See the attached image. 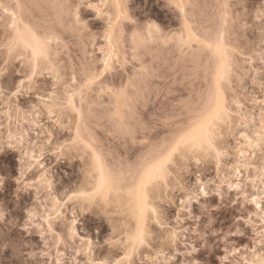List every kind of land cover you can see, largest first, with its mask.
Returning <instances> with one entry per match:
<instances>
[{
  "label": "rangeland",
  "instance_id": "rangeland-1",
  "mask_svg": "<svg viewBox=\"0 0 264 264\" xmlns=\"http://www.w3.org/2000/svg\"><path fill=\"white\" fill-rule=\"evenodd\" d=\"M54 2L0 0L4 6L0 7V264H77L81 260L77 253L87 249V241H91L94 257L111 254L115 264L120 259L115 253L123 252L117 242L127 238L134 222L124 196L89 202L87 194L95 179L89 169L91 148L86 145L104 147L114 161L126 164L135 160L146 147L143 142L154 138L157 131L162 133L156 120L163 125L181 101L199 93L204 78L202 74L194 77L192 49L185 47L182 54L179 47L185 19L196 25L201 37L205 33L215 36L218 31L228 35L236 49V71L244 78L229 99L235 95L244 104L243 113L255 108L258 115L260 105L255 102L264 100V93L255 70L260 67L256 53L262 25L258 13L264 0H119V8L114 6L115 0H70L95 4L100 11L81 8V19L89 29L85 32L73 30L70 23L63 28L52 25L59 39V43L53 41L52 58L62 69V79L57 81L45 73L29 81L28 61L9 57L3 47L5 37L14 21L21 29L37 19L47 21L45 26L52 24ZM110 20L115 36L124 33L127 37L117 48L116 71L106 73L103 84L91 92L85 89L83 106L77 95L76 111L52 105L48 97L53 91L63 94L74 67L77 91L82 83L80 65L103 69L101 48L109 50L105 36L110 32ZM133 31L144 39L135 60L131 59ZM249 70L257 76L255 82L248 78ZM122 85L127 88V98L108 90ZM17 89L21 94L13 95ZM49 106L55 113L51 118ZM194 112L192 105L183 115L187 119ZM118 124L133 135L120 133ZM239 125V118L233 117L221 126L218 158L201 154L178 160L170 183L162 189L167 193L162 202L157 200L161 190L153 191L151 198L163 210L165 227L150 224L152 242L137 253L135 264H163L165 254L183 262L185 252L193 246L199 247L196 257L204 264H246L252 259L251 249L259 250L256 231L264 213L250 201L251 194L264 188L259 179L264 149L254 147L255 129ZM201 187L207 195L197 192ZM73 193L84 195L69 200ZM49 216L53 217L51 232L47 229ZM209 221L211 228L206 233ZM170 231L176 233L174 242L168 239Z\"/></svg>",
  "mask_w": 264,
  "mask_h": 264
},
{
  "label": "snow or ice",
  "instance_id": "snow-or-ice-1",
  "mask_svg": "<svg viewBox=\"0 0 264 264\" xmlns=\"http://www.w3.org/2000/svg\"><path fill=\"white\" fill-rule=\"evenodd\" d=\"M114 6L121 7L119 0H115ZM0 7L4 6L0 5ZM51 7L56 10L52 24L45 26L47 21L37 19L34 23L24 24L23 29H21L14 21L11 25V32L5 37L3 47L9 57H19L28 61L31 72L29 81H34L38 75L45 73L54 75L57 81L62 79L60 74L62 69H59L52 58L53 41L59 43L52 25L63 28L70 23L73 30L85 32L89 29L87 21L81 19V8L100 11L99 6L95 4L87 2L76 4L70 0H56ZM258 16L262 25L259 52L256 53L260 58V67L255 71L259 77L261 92L264 93V7ZM109 29L110 32L105 36L109 50L105 52V49L101 48V52L104 53V59L101 61L103 69H96L89 64L80 65L79 78L82 83L79 91H77L74 89L78 79L77 69L74 67L70 77L71 83L65 84L63 94L53 91L48 97L52 105L61 108V110L76 111L75 97L77 95L81 97L80 104L83 106L85 89L91 92L96 86L103 84V77L106 73L116 71L115 65L119 63L117 48L120 42H127V37L124 33H121L119 37L115 36V25L111 20ZM185 33H187V40L184 39ZM130 43L133 51L131 59L135 60V52L144 44L142 34L133 31ZM179 47L182 54L185 47L192 49V71L194 77L203 75L204 86L201 87L198 94L187 101H181L180 106L168 114L169 118L164 120L163 125L158 119L156 120L157 128L162 127V133L157 131L154 138L150 141H144L146 147L140 151L135 160H130L126 164L110 159L104 147H98L95 144L86 145V147L91 148L89 169L90 174L95 179L93 190L87 194L89 202H106L114 195L116 197L124 196L127 198L128 214L134 222L129 226L127 238L117 242L122 246L123 252L122 254L120 252L115 253V255L120 256V259L115 260V264H135L137 253L152 242L153 233L150 224L165 227L162 219L163 210L154 205L151 197L153 191L158 189L161 190L160 197H157L158 201L162 202L163 198L167 196V193L162 189L167 188L170 183L169 178L172 176V169L176 162L193 155L211 156L214 154L217 158L221 155L216 142L220 138L219 133L222 125L229 123L233 117L239 118V127L256 130L253 133L256 137L254 147L259 146L264 149V100L255 102L260 105L257 115L255 108L250 113H243L241 110L244 108V104L240 103L235 95L231 100L229 99V93H235L238 90L237 85H242L244 78L239 76L236 71V49L231 46L228 35L224 31H218L215 36L205 33L201 37L196 33V25L185 19L180 30ZM251 72L252 70H249L248 78L255 82L257 76L251 75ZM23 83L24 81H21V84ZM108 90L114 92L118 98H127L128 96L127 88L123 85L118 89L109 88ZM19 94H21L20 89L13 93V95ZM192 105H195V112L186 119L183 113ZM48 114L50 118L55 115L51 106L48 108ZM117 128L125 136L133 135L131 130L123 124H118ZM76 132L79 136V124ZM241 134L243 135V133ZM245 139L248 137L246 136ZM249 143L251 144L252 141L249 140ZM259 171L262 173L259 177L260 182L264 184V168L259 169ZM236 187L240 188L239 185ZM197 192L207 195L203 187L197 189ZM81 195L84 194L73 193L68 199L73 200ZM248 195L245 193L246 198ZM191 199L192 197L189 196V200ZM250 202L261 213H264V207L261 206L264 203V188H260L258 194H251ZM48 219L47 229L51 232L54 228L51 223L53 217L49 216ZM260 220V230L256 231V236L259 238L261 246L259 250L255 247L251 249L252 259L246 261V264H264V215H261ZM246 223H251V221H246ZM255 227L253 225L254 230ZM210 228L211 221L206 226L205 232L208 233ZM240 234L243 233L240 232ZM71 235L75 237L76 233L73 232ZM168 239L174 242L176 233L170 231ZM200 240L206 247L205 238L201 236ZM86 243L87 249L77 253L81 256V260L77 264H113L111 254L107 258L94 257L91 241ZM198 251V246L191 247L185 252L183 262L165 254L166 259L163 264H204L196 257Z\"/></svg>",
  "mask_w": 264,
  "mask_h": 264
},
{
  "label": "bare ground",
  "instance_id": "bare-ground-1",
  "mask_svg": "<svg viewBox=\"0 0 264 264\" xmlns=\"http://www.w3.org/2000/svg\"><path fill=\"white\" fill-rule=\"evenodd\" d=\"M19 26V25H18ZM20 27V26H19ZM22 28V27H21Z\"/></svg>",
  "mask_w": 264,
  "mask_h": 264
}]
</instances>
